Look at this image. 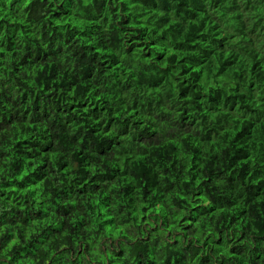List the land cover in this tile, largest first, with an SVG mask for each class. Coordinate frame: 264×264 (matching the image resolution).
Returning a JSON list of instances; mask_svg holds the SVG:
<instances>
[{"label":"trees","instance_id":"trees-1","mask_svg":"<svg viewBox=\"0 0 264 264\" xmlns=\"http://www.w3.org/2000/svg\"><path fill=\"white\" fill-rule=\"evenodd\" d=\"M0 264H264V0H0Z\"/></svg>","mask_w":264,"mask_h":264}]
</instances>
